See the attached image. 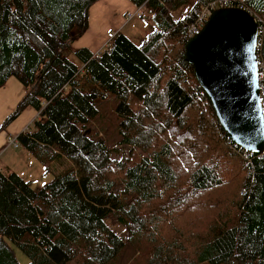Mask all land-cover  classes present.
<instances>
[{
	"label": "trees",
	"instance_id": "obj_1",
	"mask_svg": "<svg viewBox=\"0 0 264 264\" xmlns=\"http://www.w3.org/2000/svg\"><path fill=\"white\" fill-rule=\"evenodd\" d=\"M98 1L0 0V88L11 77L26 88L1 130L32 107L39 115L17 136L21 146L47 171L73 164L38 189L0 170V264H22L10 241L28 264H113L143 238L147 264H264V154L230 139L186 59L188 29L211 0H130L148 9L154 31L140 44L119 31L98 54L72 51L73 61L66 52ZM189 4L184 19L170 14ZM242 4L264 18V0ZM258 54L264 84V34ZM110 100L122 137L114 149L92 130ZM133 146L145 155L115 158ZM173 203L170 216L190 207L200 227L185 236L175 225L176 241L156 243Z\"/></svg>",
	"mask_w": 264,
	"mask_h": 264
},
{
	"label": "water",
	"instance_id": "obj_2",
	"mask_svg": "<svg viewBox=\"0 0 264 264\" xmlns=\"http://www.w3.org/2000/svg\"><path fill=\"white\" fill-rule=\"evenodd\" d=\"M259 23L241 7L217 9L186 45V59L230 139L264 153Z\"/></svg>",
	"mask_w": 264,
	"mask_h": 264
},
{
	"label": "rangeland",
	"instance_id": "obj_3",
	"mask_svg": "<svg viewBox=\"0 0 264 264\" xmlns=\"http://www.w3.org/2000/svg\"><path fill=\"white\" fill-rule=\"evenodd\" d=\"M112 1L115 4L111 3V0H99L98 2H96V4H94L91 7V9L89 10V17H88L89 27L87 28L86 32L83 35H81L79 39L75 40L72 43L73 45H71V48H69L66 52V54L71 60L77 61V58L71 49L84 47V46L86 47V45L95 47V44H93L92 42L101 39L102 36L101 34L103 32V29L107 25L113 26L111 28H115L119 25L118 16H115L114 9L120 8L124 4H122V2L119 0H112ZM139 8L140 7H138L136 11ZM190 8H191V4L185 5L181 7L179 10L175 12H171L170 14L175 19H184L188 15ZM141 11L145 14L144 17L136 16L131 20L128 19V15L132 12L128 13L127 22H129V25L123 31V33L125 32L134 41H137V43H141L146 38V36L155 29V25L151 21L152 15L151 13H149L148 9L145 6H142ZM143 18L150 21L151 23L146 24V26H144V23L142 22ZM131 26L133 27L144 26L142 28L148 31V33L144 37L141 34L140 29L133 30ZM134 33L137 34L135 38H134ZM141 39L143 40L141 41ZM119 123H120V118L115 112V103L112 100H110L102 104L101 114L93 122L92 130L93 132L96 133L95 135L97 137H104L109 147L111 149H114L116 146L120 145L122 139ZM9 146H14V145H9ZM124 150L126 153L125 155H127V157L125 158L128 159L129 157L130 160L132 159L137 160L145 155L144 151L138 146L121 147L120 151L113 150L115 158L122 157V153ZM25 151L28 152L23 147L9 148V150L0 157V170L6 174L12 172L18 173L24 180L30 182V184L35 189H38L46 185L47 183L52 181L57 174L61 173L65 169L71 168L73 165L71 160L67 158H63L61 160L55 161L52 164V169L50 171H47L46 165L44 163H42L40 160L34 157L33 154H32V158H29L25 153ZM174 205L175 203L171 204L170 207L167 208V212H165V214L162 215L163 221L160 223L158 227L159 232L156 234L157 235L156 243H161L166 239H169L168 242L176 241L178 235L174 231L175 225L176 227L181 228L183 230V234L185 236H192L194 231L200 227L198 216H194L193 209H191L190 207H184L182 209L183 212L181 213V217L170 216L174 208ZM169 219L172 221L171 223L167 222ZM107 222L119 235L123 236L125 240L129 241V238L131 237V232L129 228L121 224L117 220V218L113 215H110L107 218ZM142 241H143L142 244L136 245L140 250L136 251L135 253H132L131 250H128L119 263L115 262L113 264H147V257L150 251L148 250V246L146 245L144 238ZM10 243L15 249V253L18 259L20 260V262L22 264H28L30 262V258L22 250L17 248L11 241ZM184 247L186 248L188 254L192 253V249L190 245H184ZM69 264H80V261L76 259L71 261ZM202 264H207V263H202Z\"/></svg>",
	"mask_w": 264,
	"mask_h": 264
},
{
	"label": "crops",
	"instance_id": "obj_4",
	"mask_svg": "<svg viewBox=\"0 0 264 264\" xmlns=\"http://www.w3.org/2000/svg\"><path fill=\"white\" fill-rule=\"evenodd\" d=\"M119 1H121L122 4H124L122 7L114 9L115 16H118L119 25L115 28H111L113 26L107 25L103 29V32L101 34L102 35L101 39L97 40L95 42H92L93 44H95V47L86 45V47L90 48L95 54L100 53L104 48H106L108 46L107 43L111 41L112 36L115 33L119 32V31L123 32L125 30V28L129 25V22H127L128 13L129 12H135L136 9L138 8V6L133 4L130 0H119ZM111 3L115 4L112 0H111ZM143 19H145V18H143ZM143 19H142V22L144 23V26H146V24L151 23L150 21H148L146 19L143 20ZM144 26H139V27L131 26V27L133 28V30L140 29L141 34L145 37L146 34L148 33V31H146L142 28ZM84 33H82V35ZM136 35L137 34L134 33V38ZM80 37H81V35L74 38L73 40L75 41V40L79 39ZM128 37L131 38L130 36H128ZM143 39H141V41ZM134 42L137 43V41H134ZM137 44H140V43H137ZM71 45H73V44H71ZM79 48H81V47H79ZM79 48H74V49H72V51L79 49ZM25 93H26L25 86L16 77L9 78L6 85L4 87L0 88V157L2 155H4L9 150V148H11V147L16 148L14 146L8 145L9 137L10 136L17 137L23 131L29 130V128L32 126L34 120L36 118H38L39 112L32 107H28L6 129L1 130V124L4 122L6 117L12 111L15 110L19 101L23 98ZM21 147L22 146H20L18 148H21ZM25 153L27 154V156L29 158H32L31 152L25 151Z\"/></svg>",
	"mask_w": 264,
	"mask_h": 264
},
{
	"label": "built area",
	"instance_id": "obj_5",
	"mask_svg": "<svg viewBox=\"0 0 264 264\" xmlns=\"http://www.w3.org/2000/svg\"><path fill=\"white\" fill-rule=\"evenodd\" d=\"M228 6H238L241 8H245L246 10L251 12V10L243 6L241 0H211L202 6L200 13L196 17V19L191 23L188 29L189 35L194 36L195 34H197L203 28V26L207 23L208 19L210 18V16L213 14L215 10L226 8ZM141 9H142V6L136 12L130 13L128 15V19L131 20L135 18L136 16H139V17L143 16L144 13L141 11ZM256 18L259 23V39H260V35L264 34V22L261 21V17H256ZM259 44H260V40H259ZM262 68L263 66L261 65V69ZM262 78H263V72L261 71L260 88H261V96L263 99L264 98V84H262ZM8 144L14 145L16 148L21 146L18 139L13 136L9 137ZM263 154L264 153L259 154V155H263Z\"/></svg>",
	"mask_w": 264,
	"mask_h": 264
},
{
	"label": "bare ground",
	"instance_id": "obj_6",
	"mask_svg": "<svg viewBox=\"0 0 264 264\" xmlns=\"http://www.w3.org/2000/svg\"><path fill=\"white\" fill-rule=\"evenodd\" d=\"M228 7H234V6H228ZM251 13V12H250ZM252 14V13H251ZM253 15V14H252ZM254 16V15H253Z\"/></svg>",
	"mask_w": 264,
	"mask_h": 264
}]
</instances>
